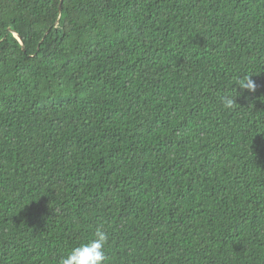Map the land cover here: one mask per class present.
Segmentation results:
<instances>
[{"label":"trees","instance_id":"1","mask_svg":"<svg viewBox=\"0 0 264 264\" xmlns=\"http://www.w3.org/2000/svg\"><path fill=\"white\" fill-rule=\"evenodd\" d=\"M59 2L0 0V264H264V0Z\"/></svg>","mask_w":264,"mask_h":264},{"label":"clouds","instance_id":"2","mask_svg":"<svg viewBox=\"0 0 264 264\" xmlns=\"http://www.w3.org/2000/svg\"><path fill=\"white\" fill-rule=\"evenodd\" d=\"M235 86H238L241 91L249 92H254L257 87L251 79V74L236 77L232 85L234 93L229 90L219 97V102L225 109H231L237 104L235 97L238 93ZM109 238V233L104 226L97 225L90 236L66 249L60 256L58 264H105L107 260L105 249Z\"/></svg>","mask_w":264,"mask_h":264},{"label":"water","instance_id":"3","mask_svg":"<svg viewBox=\"0 0 264 264\" xmlns=\"http://www.w3.org/2000/svg\"><path fill=\"white\" fill-rule=\"evenodd\" d=\"M61 2H62V0H60V2H59V7H58L59 10H60ZM14 34L17 36L18 40L22 43L21 37L18 35V33L14 32Z\"/></svg>","mask_w":264,"mask_h":264}]
</instances>
